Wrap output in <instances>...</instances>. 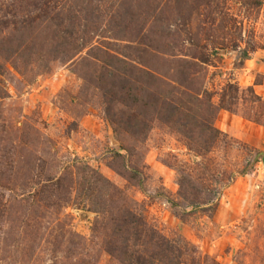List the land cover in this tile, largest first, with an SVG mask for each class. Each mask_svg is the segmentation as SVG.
Here are the masks:
<instances>
[{
  "label": "rangeland",
  "instance_id": "374dc122",
  "mask_svg": "<svg viewBox=\"0 0 264 264\" xmlns=\"http://www.w3.org/2000/svg\"><path fill=\"white\" fill-rule=\"evenodd\" d=\"M0 264H264V0H0Z\"/></svg>",
  "mask_w": 264,
  "mask_h": 264
},
{
  "label": "trees",
  "instance_id": "16d2710c",
  "mask_svg": "<svg viewBox=\"0 0 264 264\" xmlns=\"http://www.w3.org/2000/svg\"><path fill=\"white\" fill-rule=\"evenodd\" d=\"M247 56V55H246Z\"/></svg>",
  "mask_w": 264,
  "mask_h": 264
}]
</instances>
